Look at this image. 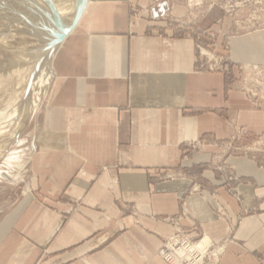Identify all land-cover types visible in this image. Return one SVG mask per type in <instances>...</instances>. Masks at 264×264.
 I'll list each match as a JSON object with an SVG mask.
<instances>
[{
  "label": "crops",
  "instance_id": "obj_1",
  "mask_svg": "<svg viewBox=\"0 0 264 264\" xmlns=\"http://www.w3.org/2000/svg\"><path fill=\"white\" fill-rule=\"evenodd\" d=\"M202 2L90 0L55 56L29 171L2 194L0 264H165L177 217L225 246L218 264H264V171L229 158L247 181L232 193L206 168L235 124L264 132V109L200 61ZM237 48L259 56L264 33L233 41L247 60Z\"/></svg>",
  "mask_w": 264,
  "mask_h": 264
},
{
  "label": "rangeland",
  "instance_id": "obj_2",
  "mask_svg": "<svg viewBox=\"0 0 264 264\" xmlns=\"http://www.w3.org/2000/svg\"><path fill=\"white\" fill-rule=\"evenodd\" d=\"M195 1L199 2L200 0ZM50 3H53L58 10L59 18L66 20L72 7L66 8L62 6V2L58 0H0V31L3 32L4 30L3 33L0 32L1 109H3V107L7 108L9 102H13L11 98L9 101L6 100L10 94H13V90L16 89L14 91L16 96L23 95L26 86L24 75H26V73L28 74L29 70H34L35 63H37L35 58L39 59L41 56L47 38V34H35L29 37L14 31L18 27L25 30L32 28L40 30L39 28L42 24H48L49 22L46 15L52 16L49 12ZM205 3L207 2H202L204 6ZM207 5L208 7L213 6L212 11L215 13L214 31H209L207 33V36L211 39L212 48L208 47L206 49L205 46L202 45V41L199 40L198 52L199 58L202 59L200 61L204 62L205 57H208L210 62H212L210 67L212 66L214 73H222L226 76L225 86L227 91L245 94L248 100L257 109H264V50H258L261 55V57H259L260 55H249L246 50L237 48L238 53H245L247 55V60L242 62H237L235 60L233 50V41L235 39L264 33V0H208ZM198 8L200 9L201 7L198 6ZM198 20L200 21V19ZM8 31H13L15 34H11ZM15 35L21 40L17 39ZM22 40H25V42L27 41L26 44ZM203 64H205V62ZM30 77L31 75L29 78ZM11 87L15 88L11 90ZM8 89L9 92H7ZM50 89L49 87L48 92ZM26 91L25 98L27 97ZM34 91L36 95H34L35 97L33 99L36 101L37 97L40 95V91L39 88L38 90L34 89ZM23 100H20L18 109L25 117L17 127L15 126L16 130L14 128L13 130L11 129L12 124H5V118H3V121L1 120L2 123L0 122V126H4L0 128V133H2V135L4 133V136H6L5 133L8 132V130H6V132H4V130L5 128L8 129V127L12 131L10 133H13L8 137L10 140L7 139L4 143L0 142V206L3 201L1 200L3 193L6 194V198L8 199L7 204L14 200L16 194L19 192L20 182L29 171V159L32 151H34L32 143L38 136L39 125L48 98L44 100L36 115L33 116L34 114H32V117L27 116L28 105L22 103ZM4 104L6 105L4 106ZM10 106H13V104H9V107ZM19 130L20 133H18L17 142H15V136ZM1 138H3V136ZM8 147L11 148L4 157L3 155ZM214 147L219 148V152L214 154L212 162L207 165L206 168L213 171L217 179L221 181L222 187L224 189H229L232 193L242 184L247 183V181L238 176L236 166L228 161L229 158L249 157L258 164L262 171H264V132L254 133L246 127L235 124V130L230 139L220 142L215 141ZM195 149L200 151L204 150V147L199 143L195 146ZM203 168L205 169V167ZM2 174H6L10 180L8 181L5 179ZM197 189L202 188L199 185Z\"/></svg>",
  "mask_w": 264,
  "mask_h": 264
},
{
  "label": "bare ground",
  "instance_id": "obj_3",
  "mask_svg": "<svg viewBox=\"0 0 264 264\" xmlns=\"http://www.w3.org/2000/svg\"><path fill=\"white\" fill-rule=\"evenodd\" d=\"M58 1H60V2H62V6H64V7H66V8H68V7H72L71 8V12H70V14L68 15V17H67V19L66 20H63L65 23H68V22H70L71 20H72V18L74 17V15H75V12H76V7H77V0H58ZM43 2V1H42ZM44 5V4H43ZM14 6V5H13ZM16 9V8H15ZM18 9V8H17ZM4 13V12H3ZM21 13V12H20ZM26 13V12H25ZM4 15V14H3ZM16 16V15H15ZM26 16V15H25ZM17 17V16H16ZM36 17V16H35ZM34 17V18H35ZM3 18V17H2ZM18 18V17H17ZM23 18V17H22ZM21 20V19H20ZM8 22H10V21H8ZM3 23V22H2ZM5 23V22H4ZM14 23V22H13ZM26 23V22H25ZM33 23V22H32ZM11 24H12V22H11ZM20 24V23H19ZM34 24H36V23H34ZM4 25V24H3ZM14 25V24H13ZM20 26V25H19ZM23 26V25H22ZM3 28H4V26H3ZM9 28V27H8ZM29 28V27H28ZM32 28V27H31ZM10 29H11V26H10ZM15 29V28H14ZM33 29V28H32ZM5 31H6V29H5ZM14 31V30H13ZM13 31H8V32H10L11 34H15ZM1 32V31H0ZM3 32H4V30H3ZM3 32H1V33H3ZM6 34H9V33H7V32H5ZM6 34H5V36H6ZM4 35V34H3ZM43 35V34H42ZM15 37H16V35H15ZM30 37V36H29ZM14 38V37H13ZM17 38V37H16ZM24 38H25V36H24ZM41 38V37H40ZM2 39V38H1ZM17 39H19V38H17ZM37 39V38H36ZM4 40H5V38H4ZM19 40H21V39H19ZM30 40V39H29ZM38 40V39H37ZM42 40V39H41ZM11 41H14V40H11ZM10 41V42H11ZM15 41H17V40H15ZM25 44H26V42H25V40H22ZM22 41H20V42H22ZM13 43V42H12ZM24 43H22V44H24ZM1 44V43H0ZM20 44V43H19ZM21 45V44H20ZM28 46V45H27ZM23 47H26V46H23ZM60 47V46H59ZM59 47L56 49V51H54L53 52V54H52V56H48L47 58H46V61H45V63L43 64V66L41 67V70H40V72H39V74L36 76V79H35V81H34V83H33V87H32V89H31V92H30V94L25 98V91H26V88H27V84H28V81H29V76L31 75V73H32V71H33V69H31V70H29L28 71V74L26 73V75H24V82L26 83V86H25V89H24V92H23V95H17L16 96V94H14V91L16 90H13V94L11 95L10 94V96H8V99H6L7 101H9L10 100V98H11V100L13 99V102L12 103H10L9 102V104H13V106H10L9 107V104L7 105L8 107L6 108V107H3V109H1L0 110V122H1V120L3 121V118H5L4 119V122H5V120H6V122H5V124H8V125H10V124H12V127H11V129L13 130V128L15 129L18 125H19V123L21 122V120L23 121L24 120V117L25 116H23V113L22 112H20L19 111V109H18V106L20 105L19 104V102H20V100H23V102L22 103H24V104H26V105H28V110H27V112H28V115L27 116H31L32 117V114H34L33 116H35L36 115V113L38 112V110L40 109V107H41V105H42V103L44 102V100L45 99H47L48 98V93L50 94V91L48 92V89H49V87L51 88V86H52V83H53V80H54V75H53V62H54V59H55V56H56V54H57V52H58V50H59ZM27 48V47H26ZM37 48V47H36ZM13 50V49H12ZM18 50V49H17ZM8 54H9V52H8ZM11 55V54H10ZM35 61L37 62L38 61V59H36L35 58ZM12 64V63H11ZM36 64V63H35ZM19 65V64H18ZM21 65V64H20ZM25 72V71H24ZM24 74V73H23ZM24 83V84H25ZM16 87V86H15ZM15 87H11L10 89L12 90V89H14ZM17 88V87H16ZM19 88V87H18ZM38 88H39V91H40V95L37 97V99H36V101H34V95H36V93H35V91H34V89H37L38 90ZM21 90V89H20ZM6 91V90H5ZM7 92H9V89L7 90ZM17 92V91H16ZM19 92V91H18ZM35 93V94H34ZM19 98H20V100H19ZM34 102V103H33ZM8 103V102H7ZM6 103V104H7ZM6 104H4V106L6 105ZM23 109V108H22ZM23 111V110H22ZM4 122H3V124H4ZM2 123V122H1ZM0 123V124H1ZM3 126V125H2ZM2 126H0V128H2ZM14 126V127H13ZM16 126V127H15ZM4 127V126H3ZM6 127V126H5ZM1 130V129H0ZM6 130H8V132H6ZM10 130V128L8 127V129H6L5 128V130H4V132H6L5 133V135L6 136H4V133H3V135H2V133H0L1 135H0V142L2 143H4L5 142V140H10V138H8L9 137V135L11 134L10 132H12L11 130ZM16 130V129H15ZM13 132H15V131H13ZM18 133H20V130L17 132V134H16V136H15V142H17V135H18ZM13 134V133H12ZM11 134V135H12ZM10 135V136H11ZM3 136V138H1ZM32 147H33V145H32ZM10 148L11 147H8L7 149H6V151H5V154L3 155L4 157L7 155V153H8V151L10 150ZM33 149L34 150H36V145H35V148L33 147ZM2 176H3V174H2Z\"/></svg>",
  "mask_w": 264,
  "mask_h": 264
},
{
  "label": "built area",
  "instance_id": "obj_4",
  "mask_svg": "<svg viewBox=\"0 0 264 264\" xmlns=\"http://www.w3.org/2000/svg\"><path fill=\"white\" fill-rule=\"evenodd\" d=\"M180 221L178 217L170 220L174 230L159 250L160 259L165 264H218L225 246L215 244L204 235L190 236Z\"/></svg>",
  "mask_w": 264,
  "mask_h": 264
},
{
  "label": "water",
  "instance_id": "obj_5",
  "mask_svg": "<svg viewBox=\"0 0 264 264\" xmlns=\"http://www.w3.org/2000/svg\"><path fill=\"white\" fill-rule=\"evenodd\" d=\"M90 0H77V7L76 12L72 20L68 23H65L61 18H59L58 10L56 9L53 3L49 4L50 13L52 16L46 15L48 19V24H42L39 28L40 30L35 29H22L20 27H16L17 29L14 31L19 34H23L26 36H34L36 35H44L47 34L46 44L44 47V51L41 52V56L39 57L35 68L31 74L26 96H28L31 92L33 87V83L36 79V76L39 74L43 62L48 56H52L53 52L65 41V39L75 30L78 26L79 22L81 21ZM55 16V17H54ZM33 147L35 148V142L32 143ZM3 177L8 181L10 178L3 174Z\"/></svg>",
  "mask_w": 264,
  "mask_h": 264
}]
</instances>
